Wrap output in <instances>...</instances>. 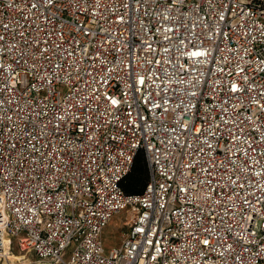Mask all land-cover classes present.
<instances>
[{
  "label": "built area",
  "instance_id": "2783aa9c",
  "mask_svg": "<svg viewBox=\"0 0 264 264\" xmlns=\"http://www.w3.org/2000/svg\"><path fill=\"white\" fill-rule=\"evenodd\" d=\"M14 244L264 264V0H0V260Z\"/></svg>",
  "mask_w": 264,
  "mask_h": 264
},
{
  "label": "trees",
  "instance_id": "16d2710c",
  "mask_svg": "<svg viewBox=\"0 0 264 264\" xmlns=\"http://www.w3.org/2000/svg\"><path fill=\"white\" fill-rule=\"evenodd\" d=\"M148 178L147 166L142 154H138L120 185L126 193H139L143 190Z\"/></svg>",
  "mask_w": 264,
  "mask_h": 264
},
{
  "label": "rangeland",
  "instance_id": "374dc122",
  "mask_svg": "<svg viewBox=\"0 0 264 264\" xmlns=\"http://www.w3.org/2000/svg\"><path fill=\"white\" fill-rule=\"evenodd\" d=\"M104 247L107 249L110 245L118 244L120 242V230L115 228L113 225L109 226L107 228V231L104 232ZM11 260L14 262V264H27V257L29 256L27 253H24V251H20L15 244L13 245V248L10 252ZM32 256H29V259H32ZM4 259L0 260V264H5Z\"/></svg>",
  "mask_w": 264,
  "mask_h": 264
},
{
  "label": "bare ground",
  "instance_id": "6f19581e",
  "mask_svg": "<svg viewBox=\"0 0 264 264\" xmlns=\"http://www.w3.org/2000/svg\"><path fill=\"white\" fill-rule=\"evenodd\" d=\"M10 255H11L10 252L7 251V250L3 253V257H4L3 259L5 260V262H7L5 264H14V262L11 260V256Z\"/></svg>",
  "mask_w": 264,
  "mask_h": 264
}]
</instances>
